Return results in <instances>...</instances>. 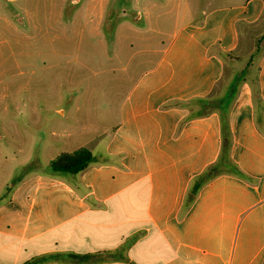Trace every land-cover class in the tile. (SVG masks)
<instances>
[{
  "label": "crops",
  "instance_id": "obj_1",
  "mask_svg": "<svg viewBox=\"0 0 264 264\" xmlns=\"http://www.w3.org/2000/svg\"><path fill=\"white\" fill-rule=\"evenodd\" d=\"M80 2L55 5L60 15ZM84 11L97 16L95 32L131 15L180 26L157 51L146 46L153 62L121 98L100 151L96 134L74 150L62 142L44 166L27 156L23 170L40 168L0 201V264H264V50L251 59L264 0H84ZM229 92L225 107L201 111ZM223 115L241 174L217 175L186 206L192 181L219 158ZM81 148L93 157L83 171L49 170Z\"/></svg>",
  "mask_w": 264,
  "mask_h": 264
},
{
  "label": "rangeland",
  "instance_id": "obj_2",
  "mask_svg": "<svg viewBox=\"0 0 264 264\" xmlns=\"http://www.w3.org/2000/svg\"><path fill=\"white\" fill-rule=\"evenodd\" d=\"M3 1L0 201L24 174L39 170L22 169L28 155H38L44 166L49 154L62 149V142L67 141L74 150L96 134L100 151L106 133L110 134L118 123L121 98L153 62L146 46L154 42L157 51L162 40L180 26L167 21L172 18L150 16L139 21L131 15L128 26L118 25L114 33L115 24L107 18L101 30L95 32L97 16H86L84 0L60 15L57 0H21L15 7H6ZM122 10L126 15L130 11ZM152 37L158 40L151 41ZM52 133L55 137L50 136Z\"/></svg>",
  "mask_w": 264,
  "mask_h": 264
},
{
  "label": "trees",
  "instance_id": "obj_3",
  "mask_svg": "<svg viewBox=\"0 0 264 264\" xmlns=\"http://www.w3.org/2000/svg\"><path fill=\"white\" fill-rule=\"evenodd\" d=\"M262 50H264V36H261L257 40L255 52L252 54L251 59L256 58V56H258L262 52ZM229 98L230 92L228 95L217 99V101L213 104H211L207 100L205 104L202 105L201 111H205V113H208L209 111H212L216 108L222 106L225 107L231 100ZM221 135L222 146L219 158L216 162L209 165L197 178L192 181L187 190V196L185 199L186 206L191 205L195 200L200 188L217 175L223 173L224 171H233V173L237 175L241 174L229 158L230 139L225 115L221 116ZM92 160L93 157L91 153L87 149L81 148L70 154H61L49 163L48 168L51 172L54 173L62 172L77 174L83 171L92 162Z\"/></svg>",
  "mask_w": 264,
  "mask_h": 264
}]
</instances>
